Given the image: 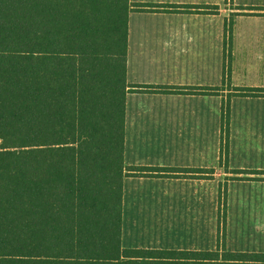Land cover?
<instances>
[{
    "label": "trees",
    "instance_id": "1",
    "mask_svg": "<svg viewBox=\"0 0 264 264\" xmlns=\"http://www.w3.org/2000/svg\"><path fill=\"white\" fill-rule=\"evenodd\" d=\"M133 7L0 0V264H264L121 247L124 177L189 172L124 165Z\"/></svg>",
    "mask_w": 264,
    "mask_h": 264
},
{
    "label": "crops",
    "instance_id": "2",
    "mask_svg": "<svg viewBox=\"0 0 264 264\" xmlns=\"http://www.w3.org/2000/svg\"><path fill=\"white\" fill-rule=\"evenodd\" d=\"M129 2L135 9L128 17L124 165L189 172L124 177L121 247L216 252L219 260L251 255L248 260L264 262V250L170 239L176 236L171 222L179 220L177 233H187L203 208L216 206L220 180L230 171L264 187V6L263 29L233 36L229 62L218 0ZM136 235L144 241L137 244Z\"/></svg>",
    "mask_w": 264,
    "mask_h": 264
},
{
    "label": "rangeland",
    "instance_id": "3",
    "mask_svg": "<svg viewBox=\"0 0 264 264\" xmlns=\"http://www.w3.org/2000/svg\"><path fill=\"white\" fill-rule=\"evenodd\" d=\"M261 6H264V0H218V19L225 20L223 26L219 23V34L228 38L225 57L229 62L233 36L258 34L263 29ZM226 168L221 169L226 172ZM230 172L231 177L220 180L216 206L203 208L206 212L194 220L195 228L178 234L177 223L180 221L176 220V224L171 222V230L176 234L170 236L171 240L194 247H207L215 243L218 249L226 247L230 251L264 250V187L252 184L256 179L237 177L236 173ZM133 239L140 244L145 238L139 239L136 235Z\"/></svg>",
    "mask_w": 264,
    "mask_h": 264
}]
</instances>
